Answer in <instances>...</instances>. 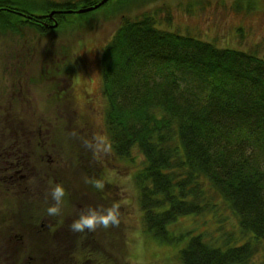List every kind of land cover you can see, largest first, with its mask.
Instances as JSON below:
<instances>
[{"label":"rangeland","instance_id":"rangeland-1","mask_svg":"<svg viewBox=\"0 0 264 264\" xmlns=\"http://www.w3.org/2000/svg\"><path fill=\"white\" fill-rule=\"evenodd\" d=\"M108 1L86 14L57 10L48 15L49 22L40 19L49 27L45 32L25 27L18 34L0 35V225L26 219L29 225L60 222L62 237L78 239L72 250L62 245L66 252L91 246L106 264H183L181 249L196 234L219 244L232 233L235 243H242L248 236L237 242L238 220L219 197L214 199L219 203L215 214H190L171 224V242L146 230L134 177L143 158L137 149L132 152L135 161L112 153L101 59L124 18L145 13L160 29L264 58V0H128L123 6L120 0ZM58 13L72 14L64 28L54 18ZM11 162L18 163L20 174L4 172ZM56 184L64 187L65 197L58 214L50 216L46 209L56 204L51 197ZM112 205L117 208L115 224L70 230L82 209ZM42 230L28 235L56 231ZM85 238L88 243L80 244ZM17 252L26 253L24 247ZM263 257L264 241L249 264Z\"/></svg>","mask_w":264,"mask_h":264},{"label":"trees","instance_id":"trees-1","mask_svg":"<svg viewBox=\"0 0 264 264\" xmlns=\"http://www.w3.org/2000/svg\"><path fill=\"white\" fill-rule=\"evenodd\" d=\"M99 1L0 0V35L45 32L51 11ZM71 15L54 18L64 28ZM101 64L112 153L135 161L137 149L143 158L134 177L146 230L171 242V224L214 213L219 197L238 220L237 242L247 239L236 244L230 233L215 244L196 234L180 259L249 264L264 241V58L160 29L145 13L124 18Z\"/></svg>","mask_w":264,"mask_h":264},{"label":"flooded vegetation","instance_id":"flooded-vegetation-1","mask_svg":"<svg viewBox=\"0 0 264 264\" xmlns=\"http://www.w3.org/2000/svg\"><path fill=\"white\" fill-rule=\"evenodd\" d=\"M17 160V157H15ZM2 161H0L1 163ZM23 164V163H22ZM18 163H9L4 168L9 175L20 174L21 168L18 169ZM22 177V175H21ZM6 220H2L4 222ZM38 224L29 225L28 220L13 221L8 220L5 225H0V264H32V260L40 264H45L46 260L52 261L53 264H106L104 258L94 254L91 250V246H85L84 250L71 251L76 242L77 237L73 239L72 236L68 238L62 237L61 233V223L60 222H50L46 225L43 220H37ZM37 221L35 223H37ZM32 226V227H31ZM64 226V225H63ZM31 227V228H30ZM44 227L56 230L54 235H43V236H29V233L40 232ZM31 229V230H30ZM13 231L12 232H10ZM61 234V235H60ZM12 243L13 246L8 247L7 244ZM87 244L88 241L85 238L80 244ZM20 244V245H19ZM73 246L71 247V245ZM71 247L70 251L66 252V249ZM23 248L25 254L17 256V248ZM76 250V248L74 249ZM51 259V260H50ZM14 260H17L14 262ZM43 261V262H42Z\"/></svg>","mask_w":264,"mask_h":264},{"label":"clouds","instance_id":"clouds-1","mask_svg":"<svg viewBox=\"0 0 264 264\" xmlns=\"http://www.w3.org/2000/svg\"><path fill=\"white\" fill-rule=\"evenodd\" d=\"M97 188H101L100 183H95ZM51 197L56 202L55 205L49 206L46 212L50 216H55L59 212V204L65 197V189L62 185L56 184L51 189ZM117 222V208L115 205L106 208H100V206L92 207L88 206L82 209L74 219L69 228L73 232H81L84 230L94 231L98 226L107 227L109 223L115 224Z\"/></svg>","mask_w":264,"mask_h":264},{"label":"water","instance_id":"water-1","mask_svg":"<svg viewBox=\"0 0 264 264\" xmlns=\"http://www.w3.org/2000/svg\"><path fill=\"white\" fill-rule=\"evenodd\" d=\"M108 0H101L98 3H96L95 5L89 6V7H85V8H80L78 10H76L78 13H84L90 10H93L94 8L99 7L100 5L104 4L105 2H107ZM57 12V11H51L48 15L51 18L52 15ZM57 23H55L53 26H56Z\"/></svg>","mask_w":264,"mask_h":264}]
</instances>
